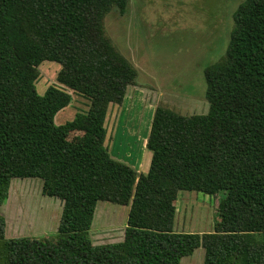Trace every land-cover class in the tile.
I'll return each instance as SVG.
<instances>
[{
  "label": "trees",
  "instance_id": "obj_1",
  "mask_svg": "<svg viewBox=\"0 0 264 264\" xmlns=\"http://www.w3.org/2000/svg\"><path fill=\"white\" fill-rule=\"evenodd\" d=\"M129 3L0 0V205L17 178L63 202L51 237L8 238L0 214V264H181L199 247L204 264H264V0L238 6L225 55L205 68L207 113L157 105L147 172L106 145L110 106L139 75L105 27ZM44 61L61 65L60 84L41 94ZM75 92L88 111L58 124ZM181 191L221 195L213 231L174 230ZM99 201L130 206L123 240L94 244Z\"/></svg>",
  "mask_w": 264,
  "mask_h": 264
},
{
  "label": "rangeland",
  "instance_id": "obj_2",
  "mask_svg": "<svg viewBox=\"0 0 264 264\" xmlns=\"http://www.w3.org/2000/svg\"><path fill=\"white\" fill-rule=\"evenodd\" d=\"M243 1L130 0L124 15L114 10L106 16L108 35L139 72L124 103L112 105L108 113L106 145L114 156L130 164L142 163L140 172H147L151 152L147 148L145 152L142 140L149 136L157 105L164 104L185 115L208 112L204 70L225 55L234 26L233 15ZM60 69L57 62H42L37 80L41 94L49 86L60 84ZM71 94V104L56 115L58 124L90 107V100L76 92ZM42 187L39 178L12 181L9 199L0 205L8 238L51 237L56 233L63 202L44 195ZM180 196L184 198L177 202L174 230L213 231L221 195L181 191ZM129 210V205L99 201L92 226L94 244L123 240ZM204 257L205 250L199 247L181 264H204Z\"/></svg>",
  "mask_w": 264,
  "mask_h": 264
},
{
  "label": "crops",
  "instance_id": "obj_3",
  "mask_svg": "<svg viewBox=\"0 0 264 264\" xmlns=\"http://www.w3.org/2000/svg\"><path fill=\"white\" fill-rule=\"evenodd\" d=\"M126 57H127V56H126ZM127 58H128V57H127ZM134 85H135V84H134ZM130 87H131V85H129V87H128V89H127V93H128V91H129V88H130ZM111 106H112V105H111ZM111 106H110V108H111ZM109 110H110V109H109ZM152 119H153V118H151V122H152ZM106 123H107V121H106ZM147 133H148V132H147ZM142 142H143V143H142V144H143L142 146H143V148H144V150H145V152H146V148H147V146H146V144H147V136H146V139H145L144 141L142 140ZM139 143H141V141H139ZM111 153H112V152H111ZM145 154L148 155L147 153H145ZM112 155H113V154H112ZM113 156H114V155H113ZM114 157L117 158L116 156H114ZM117 159H119V158H117ZM120 160H121V159H120ZM122 161H123V160H122ZM125 162H126V161H125ZM127 163H129V162H127ZM129 164H130V163H129ZM130 165H132L134 168H136L139 172L141 171V170H140L141 167H143V166H142V165H143L142 163H140L139 165H138V164L135 165V164L132 163V164H130ZM180 198H184V197H181V196H180V193H179V199H180ZM178 201H179V200H178ZM96 209H97V208H96ZM177 209H178V208H177ZM0 214H1V213H0ZM94 219H95V218H94ZM93 222H94V221H93ZM94 225H95V224H94ZM93 228H94V227H93Z\"/></svg>",
  "mask_w": 264,
  "mask_h": 264
}]
</instances>
